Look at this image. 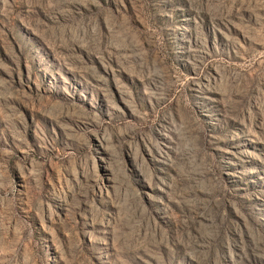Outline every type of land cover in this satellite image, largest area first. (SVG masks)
I'll list each match as a JSON object with an SVG mask.
<instances>
[{
  "label": "rangeland",
  "instance_id": "1",
  "mask_svg": "<svg viewBox=\"0 0 264 264\" xmlns=\"http://www.w3.org/2000/svg\"><path fill=\"white\" fill-rule=\"evenodd\" d=\"M0 264H264V0H0Z\"/></svg>",
  "mask_w": 264,
  "mask_h": 264
}]
</instances>
